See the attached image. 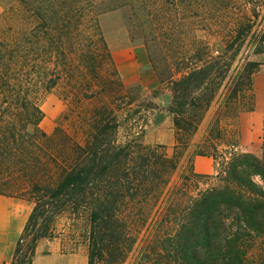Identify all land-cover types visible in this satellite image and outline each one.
I'll use <instances>...</instances> for the list:
<instances>
[{"label":"trees","instance_id":"1","mask_svg":"<svg viewBox=\"0 0 264 264\" xmlns=\"http://www.w3.org/2000/svg\"><path fill=\"white\" fill-rule=\"evenodd\" d=\"M11 2L0 15V194L32 209L5 264H33L43 239L86 247L87 264H264V140L258 155L240 150L238 135L264 64L251 59L264 53V0H139L144 45L171 93V152L120 140L122 84L104 73L114 64L98 16L138 0ZM86 71L92 93L112 100L70 130L43 131L39 88ZM196 156L211 157L214 173L197 172Z\"/></svg>","mask_w":264,"mask_h":264},{"label":"rangeland","instance_id":"2","mask_svg":"<svg viewBox=\"0 0 264 264\" xmlns=\"http://www.w3.org/2000/svg\"><path fill=\"white\" fill-rule=\"evenodd\" d=\"M11 3V0H0V15ZM142 12L138 0V5L134 8L119 7L98 16L114 64V69L108 67L104 73L114 72V76L122 84V95L118 101L120 140L139 137L146 144H165L171 152L174 142L173 122L171 114L166 110L171 103V93L167 87L160 85L151 65L144 45L148 31L143 25L146 17ZM198 35L210 42L214 52H221L222 44L218 37L204 30L198 31ZM251 59L264 62V53L252 55ZM84 75L76 74V80L63 75L54 88H39L38 104L43 112L40 128L43 131L51 133L60 125L70 130L73 119L81 111L90 110L106 97L112 100L108 96L101 98L95 92L92 93L91 74L86 71ZM83 77L88 80L86 85ZM252 95L253 107L243 109L239 114V147L242 151L260 155L264 140V64L253 77ZM217 100H222L221 96ZM219 103L220 101H216L208 111L196 133V140L202 138ZM211 162V173L202 174L214 173V161ZM202 169H205L204 164ZM31 209L32 204L25 199L0 194V264L10 262ZM131 261L132 258L125 264H131ZM33 264H87V249L82 246L75 252H68L64 250L60 239H43L38 244Z\"/></svg>","mask_w":264,"mask_h":264},{"label":"crops","instance_id":"3","mask_svg":"<svg viewBox=\"0 0 264 264\" xmlns=\"http://www.w3.org/2000/svg\"><path fill=\"white\" fill-rule=\"evenodd\" d=\"M211 159V160H210ZM212 158L208 156H196L194 160L195 170L199 173H211L212 171ZM205 165V169H202V165Z\"/></svg>","mask_w":264,"mask_h":264}]
</instances>
